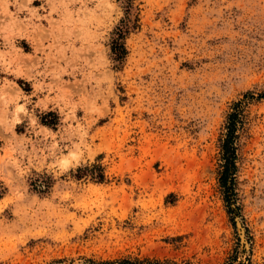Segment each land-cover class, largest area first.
Masks as SVG:
<instances>
[{"label": "rangeland", "instance_id": "1", "mask_svg": "<svg viewBox=\"0 0 264 264\" xmlns=\"http://www.w3.org/2000/svg\"><path fill=\"white\" fill-rule=\"evenodd\" d=\"M134 5L116 67L121 0H0V264H264V99L230 213L218 182L230 107L264 89V0Z\"/></svg>", "mask_w": 264, "mask_h": 264}, {"label": "trees", "instance_id": "2", "mask_svg": "<svg viewBox=\"0 0 264 264\" xmlns=\"http://www.w3.org/2000/svg\"><path fill=\"white\" fill-rule=\"evenodd\" d=\"M122 6L124 8V16L120 19V22L114 27L110 39V53L111 58L115 62V66L118 67L127 54V49L125 46V38L129 32L138 27L137 13H134L136 9L134 5V0H121ZM253 98L264 99V89L258 92L255 97L253 93L246 92L242 99H239L232 103L230 111L226 116V121L224 124V132L220 137V164L218 171V182L222 190L224 201L228 207V213L232 212V205L236 202V160H237V141L239 139V134L244 130L245 125V114L244 107L248 100ZM57 114L55 112L49 111L41 116V122L44 125L54 126L56 124ZM96 171L93 173L91 170V178L97 182H102L104 180V173L100 165H93L92 168ZM82 170H88L87 166L83 168H78L76 177H82ZM43 181H39L38 186L45 185ZM234 209H237L234 208ZM154 264L149 259H129L123 258L118 261H106L97 264ZM89 264H95L90 262Z\"/></svg>", "mask_w": 264, "mask_h": 264}]
</instances>
